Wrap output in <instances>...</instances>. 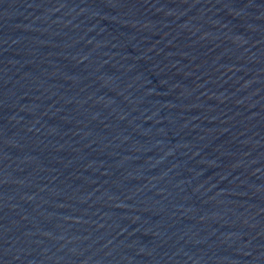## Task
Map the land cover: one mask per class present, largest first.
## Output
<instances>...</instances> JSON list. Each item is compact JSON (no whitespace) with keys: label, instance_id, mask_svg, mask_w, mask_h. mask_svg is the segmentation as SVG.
Segmentation results:
<instances>
[{"label":"water","instance_id":"1","mask_svg":"<svg viewBox=\"0 0 264 264\" xmlns=\"http://www.w3.org/2000/svg\"><path fill=\"white\" fill-rule=\"evenodd\" d=\"M0 264H264V0H0Z\"/></svg>","mask_w":264,"mask_h":264}]
</instances>
